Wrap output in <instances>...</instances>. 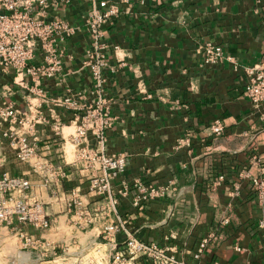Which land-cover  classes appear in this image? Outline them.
<instances>
[{"label":"crops","instance_id":"1","mask_svg":"<svg viewBox=\"0 0 264 264\" xmlns=\"http://www.w3.org/2000/svg\"><path fill=\"white\" fill-rule=\"evenodd\" d=\"M106 1L119 9L102 29L105 58L115 71L104 73L99 89L84 65L93 48L84 25L91 0L59 1L48 10V18L66 20L75 33L61 43L62 70L40 80L43 99L29 93L28 77L17 85L13 73H0V106L10 103L32 119L37 157L64 174L44 183L33 161H18L4 141L2 169L29 179L28 197L41 203L48 224L0 226V264H115L127 234L180 264H264V199L252 183L256 176L264 181V102L252 103L243 91L244 68L264 54V0ZM206 43L221 46L235 63L225 57L205 63ZM79 93L77 111L56 105ZM97 98L111 122L104 150L126 159L111 180L114 207L89 189L100 171L82 152L98 148L94 135L79 143L72 138L76 119ZM215 122L223 127L217 136L210 133ZM136 182L170 193L136 204ZM118 222L122 228L106 232ZM12 237L14 246L7 243ZM236 241L243 252L234 250ZM121 264L158 263L126 253Z\"/></svg>","mask_w":264,"mask_h":264},{"label":"built area","instance_id":"2","mask_svg":"<svg viewBox=\"0 0 264 264\" xmlns=\"http://www.w3.org/2000/svg\"><path fill=\"white\" fill-rule=\"evenodd\" d=\"M59 1L67 2L68 0H0V73H13L12 83L17 85H21L24 77H28L32 83L29 93H35L41 99L44 98V94L38 86L40 80L50 79L62 70L61 43L75 33V28L66 20L59 17H47L48 10L57 7ZM118 12V7L113 3L106 0H91V7L84 17V25L93 43V48L86 53L84 65L89 68L97 89L105 82L104 73L115 71L105 58L106 45L102 41V29L111 18L118 15ZM203 54L204 62L207 64L218 63L224 57L235 63L231 56L224 55L221 46L214 43H206ZM244 70L246 73L243 87L245 95L254 104L264 102V54L259 62L245 67ZM19 75H22L21 79H17ZM7 91L10 93L11 88L8 87ZM81 98L80 93L65 95L56 101V105L75 112L79 109L78 101ZM25 101L29 108L35 107L28 97ZM0 120L6 125V129L0 130V226L11 227L18 224L45 228L48 220L41 203L31 201L28 197L31 186L29 179L22 175L8 174L2 169L4 141L15 152L18 161L23 163L33 161V170L41 175L44 183L48 184L52 180H57L64 175L63 171L37 157L39 147L36 138L29 135L33 127V123H30L32 119H28L18 108L8 103L0 106ZM76 120L72 135L73 142L79 143L88 133H92L98 147L91 152H82L89 161L97 163V169L100 171L98 175L90 178L89 189L105 195L110 205L114 207L111 180L124 171L126 159L122 156L109 155L104 150L105 133L111 122L103 107V99L97 98L94 106L83 110L80 119ZM222 130L220 122L210 126V133L214 136L219 135ZM260 172H264V167L260 168ZM252 183L256 187L259 199L263 200L264 181L256 176L252 179ZM136 189V204L164 198L170 193L167 187L140 182H136ZM119 222L107 226L106 232L112 233L122 228ZM260 224L264 226V217L261 218ZM210 238L211 235L201 240L194 253L195 258H199ZM22 244L26 245L27 239ZM233 248L239 253L244 250L238 241L234 242ZM126 253L132 256L147 254L158 264H180L173 256L166 254L164 249L153 243L139 241L131 234H127L125 249L116 253L115 264H121L123 255Z\"/></svg>","mask_w":264,"mask_h":264},{"label":"rangeland","instance_id":"3","mask_svg":"<svg viewBox=\"0 0 264 264\" xmlns=\"http://www.w3.org/2000/svg\"><path fill=\"white\" fill-rule=\"evenodd\" d=\"M7 243L10 246H14L15 243H16V238L15 237L14 238L12 237L11 239H7Z\"/></svg>","mask_w":264,"mask_h":264}]
</instances>
